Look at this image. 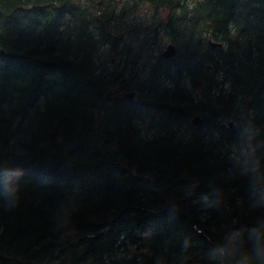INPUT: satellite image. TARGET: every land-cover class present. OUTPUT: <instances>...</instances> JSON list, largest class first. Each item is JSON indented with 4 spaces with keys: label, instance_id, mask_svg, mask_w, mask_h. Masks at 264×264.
Segmentation results:
<instances>
[{
    "label": "trees",
    "instance_id": "obj_1",
    "mask_svg": "<svg viewBox=\"0 0 264 264\" xmlns=\"http://www.w3.org/2000/svg\"><path fill=\"white\" fill-rule=\"evenodd\" d=\"M241 111L264 124V0H0V161L24 181L0 264L205 253L194 226L254 219L228 178Z\"/></svg>",
    "mask_w": 264,
    "mask_h": 264
},
{
    "label": "clouds",
    "instance_id": "obj_2",
    "mask_svg": "<svg viewBox=\"0 0 264 264\" xmlns=\"http://www.w3.org/2000/svg\"><path fill=\"white\" fill-rule=\"evenodd\" d=\"M232 124L236 132L227 145L231 161L228 178L242 182L247 211L254 214V219L241 226H234L237 221L225 225L215 239L194 226L198 234L211 241L205 253L188 251L190 242L186 240L182 249L171 257L157 256L155 264H264V124L247 111H241ZM22 177L21 169L6 160L0 161V208L10 210L19 205L23 195Z\"/></svg>",
    "mask_w": 264,
    "mask_h": 264
},
{
    "label": "water",
    "instance_id": "obj_3",
    "mask_svg": "<svg viewBox=\"0 0 264 264\" xmlns=\"http://www.w3.org/2000/svg\"><path fill=\"white\" fill-rule=\"evenodd\" d=\"M215 44V43H213ZM175 54V49L171 43H169L166 48L162 51V56L165 58H169ZM111 92H108L107 94V99H121V98H132L134 96V92H129V93H116L113 94V96H110ZM200 121L198 116H194L192 118L193 124H198ZM231 125V123H230Z\"/></svg>",
    "mask_w": 264,
    "mask_h": 264
},
{
    "label": "rangeland",
    "instance_id": "obj_4",
    "mask_svg": "<svg viewBox=\"0 0 264 264\" xmlns=\"http://www.w3.org/2000/svg\"><path fill=\"white\" fill-rule=\"evenodd\" d=\"M150 12L147 10V11H145V8L143 7V8H141L140 9V11H139V15H141V16H143L144 18H143V20L144 19H146V20H148V21H150V14H149ZM149 16V17H148ZM167 45V44H166ZM165 48H163V50H164ZM109 92H111L109 95L110 96H113V94H115V93H117L116 91H109ZM115 92V93H114ZM108 94V93H107Z\"/></svg>",
    "mask_w": 264,
    "mask_h": 264
}]
</instances>
